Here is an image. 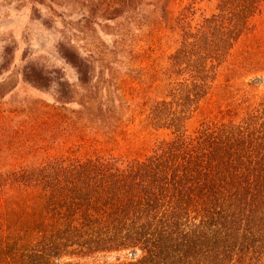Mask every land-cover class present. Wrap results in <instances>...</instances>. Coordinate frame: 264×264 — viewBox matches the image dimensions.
Masks as SVG:
<instances>
[{
    "label": "trees",
    "instance_id": "trees-1",
    "mask_svg": "<svg viewBox=\"0 0 264 264\" xmlns=\"http://www.w3.org/2000/svg\"><path fill=\"white\" fill-rule=\"evenodd\" d=\"M47 1L75 79L0 113V264H264V92L215 93L259 63L264 0Z\"/></svg>",
    "mask_w": 264,
    "mask_h": 264
},
{
    "label": "rangeland",
    "instance_id": "rangeland-1",
    "mask_svg": "<svg viewBox=\"0 0 264 264\" xmlns=\"http://www.w3.org/2000/svg\"><path fill=\"white\" fill-rule=\"evenodd\" d=\"M199 7L210 13L213 4L204 3ZM50 8L55 15L49 10ZM67 20L74 21L71 17H63V6L47 0H42L40 4L37 0H0V113L18 109L26 98L38 99V103H53L55 97L53 95L58 84L63 85V79L69 82L75 79L73 71L63 66V37L67 34L63 29V22L66 23ZM147 21L150 22V18H147ZM139 28V31L132 32L130 36L135 42V48L145 50L153 32L150 24ZM245 45L247 43L242 41L237 44L233 56L245 57L243 54ZM253 58L259 63L247 68L244 73L238 72L239 75L231 77L236 72L231 74L230 66L226 67V70L223 69L215 85L216 95H222L225 81L229 77L235 83L234 91L238 96L247 91L241 86L240 81L242 84H253L250 92L263 93L264 35ZM133 65L132 68L138 66L136 63ZM27 68L33 70L26 72L27 77L38 76L47 82L45 93L32 89L25 82L23 73ZM202 107L206 108L201 111L203 114L211 108L209 103H205ZM124 257V254L98 256L94 262H112L115 258Z\"/></svg>",
    "mask_w": 264,
    "mask_h": 264
}]
</instances>
